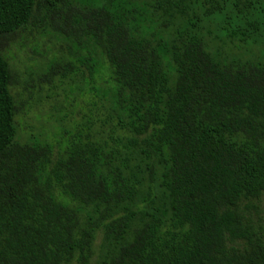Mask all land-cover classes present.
<instances>
[{
    "label": "trees",
    "instance_id": "trees-1",
    "mask_svg": "<svg viewBox=\"0 0 264 264\" xmlns=\"http://www.w3.org/2000/svg\"><path fill=\"white\" fill-rule=\"evenodd\" d=\"M56 79L93 110L55 154L16 118ZM263 196L264 0H0V264H264Z\"/></svg>",
    "mask_w": 264,
    "mask_h": 264
},
{
    "label": "rangeland",
    "instance_id": "rangeland-1",
    "mask_svg": "<svg viewBox=\"0 0 264 264\" xmlns=\"http://www.w3.org/2000/svg\"><path fill=\"white\" fill-rule=\"evenodd\" d=\"M31 40L32 41L25 44L21 50L11 48L10 52L7 53V57L14 71L24 73V82L28 80L25 72H32V77L36 80L49 65V61L53 64V57H61L59 52L62 44H57L56 38H54V42L56 43H54L55 56L52 52V44H48L49 39H42L35 35ZM36 45H44L40 50L43 56L32 54L31 51ZM45 45L47 47V53ZM37 50L38 49H36V51ZM41 86L40 92L37 89L33 95L30 111L26 115L16 118L18 125L17 141L19 143L32 141L47 142L53 146L54 153L56 154L59 149L58 143L64 141L63 144H66L67 137L75 133L85 117H89L90 112L93 110L91 108L92 100L91 96L86 94V92H83L82 95L81 93L77 94L76 91H78V88L81 86L72 87L68 81L60 83L56 79L51 86L44 84ZM22 89L23 88L15 89L13 92L21 93L23 91ZM70 92L74 94L70 95ZM46 97L49 98L47 99ZM94 114H96V112ZM97 115L98 117L96 118L102 119L99 112H97ZM257 206L258 210L255 221L264 226V196L260 202L257 203ZM99 242L100 240L97 239L95 253L97 252ZM95 262L96 256L93 258L92 264H95Z\"/></svg>",
    "mask_w": 264,
    "mask_h": 264
}]
</instances>
